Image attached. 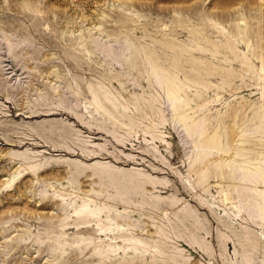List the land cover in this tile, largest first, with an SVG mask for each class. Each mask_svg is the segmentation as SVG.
<instances>
[{"label": "rangeland", "instance_id": "1", "mask_svg": "<svg viewBox=\"0 0 264 264\" xmlns=\"http://www.w3.org/2000/svg\"><path fill=\"white\" fill-rule=\"evenodd\" d=\"M0 264H264V0H0Z\"/></svg>", "mask_w": 264, "mask_h": 264}, {"label": "bare ground", "instance_id": "2", "mask_svg": "<svg viewBox=\"0 0 264 264\" xmlns=\"http://www.w3.org/2000/svg\"><path fill=\"white\" fill-rule=\"evenodd\" d=\"M156 77V76H155ZM203 151H205V150H203ZM256 174V173H255ZM248 174H244V175H242L241 177V180L242 181H244V182H247V181H252V177L251 176H247ZM254 182V181H253Z\"/></svg>", "mask_w": 264, "mask_h": 264}]
</instances>
